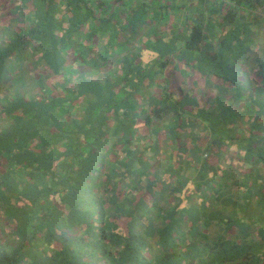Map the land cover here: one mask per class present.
<instances>
[{
  "label": "trees",
  "instance_id": "1",
  "mask_svg": "<svg viewBox=\"0 0 264 264\" xmlns=\"http://www.w3.org/2000/svg\"><path fill=\"white\" fill-rule=\"evenodd\" d=\"M189 1L0 0V264H264V0Z\"/></svg>",
  "mask_w": 264,
  "mask_h": 264
},
{
  "label": "rangeland",
  "instance_id": "2",
  "mask_svg": "<svg viewBox=\"0 0 264 264\" xmlns=\"http://www.w3.org/2000/svg\"><path fill=\"white\" fill-rule=\"evenodd\" d=\"M139 1H141V0H139ZM176 1H177V3H180L183 0H176ZM194 1L195 0H190L188 3L192 4V2H194ZM8 8H9L8 5H5V6L0 5V12H4L5 13L4 17L2 18V22H0V25H5V24L9 23L12 20L11 17H13V16L11 14H9ZM148 27H149L148 25H143V31L145 32L146 29H148ZM142 37L144 38V40L147 39L146 36H144L143 32L140 33L138 39H141ZM128 45H130L131 47H135V45H136V47H137V45H138L137 39L134 38V37H131L129 42H128ZM263 45H264V25H262L261 27H257V36L255 38V42H254V45H253L254 52L255 51L259 52ZM24 69L25 70H29L30 69V64L28 62H25ZM203 89H205V87L204 88L202 87V91H203ZM0 122H2L1 118H0Z\"/></svg>",
  "mask_w": 264,
  "mask_h": 264
}]
</instances>
